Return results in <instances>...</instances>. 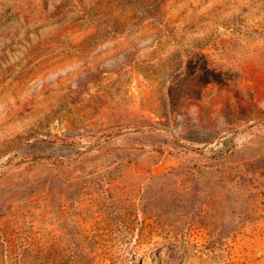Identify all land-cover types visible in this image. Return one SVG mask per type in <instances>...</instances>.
Segmentation results:
<instances>
[{
	"label": "rangeland",
	"instance_id": "obj_1",
	"mask_svg": "<svg viewBox=\"0 0 264 264\" xmlns=\"http://www.w3.org/2000/svg\"><path fill=\"white\" fill-rule=\"evenodd\" d=\"M0 264H264V0H0Z\"/></svg>",
	"mask_w": 264,
	"mask_h": 264
},
{
	"label": "trees",
	"instance_id": "obj_2",
	"mask_svg": "<svg viewBox=\"0 0 264 264\" xmlns=\"http://www.w3.org/2000/svg\"><path fill=\"white\" fill-rule=\"evenodd\" d=\"M216 76H217L216 72H214V70H211L210 76H208V77L206 76V78L204 79V83L212 81V80L216 81V79H217Z\"/></svg>",
	"mask_w": 264,
	"mask_h": 264
}]
</instances>
